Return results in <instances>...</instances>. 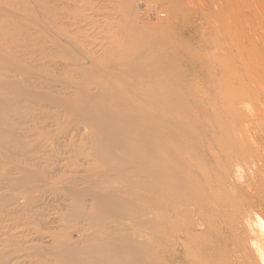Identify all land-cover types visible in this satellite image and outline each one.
Wrapping results in <instances>:
<instances>
[{"label": "bare ground", "instance_id": "bare-ground-1", "mask_svg": "<svg viewBox=\"0 0 264 264\" xmlns=\"http://www.w3.org/2000/svg\"><path fill=\"white\" fill-rule=\"evenodd\" d=\"M187 1L157 0V4H151L152 1L149 3L147 0H124L122 9L131 12L129 17H134L136 10L144 21L156 24L160 17L172 21L173 18H187L199 13L192 8V4L188 6ZM212 4L216 18H238V9L232 0H212ZM251 11L254 16L264 17V6ZM132 30L134 28L131 34L134 32ZM153 31L148 29L144 35L148 33L147 36H150ZM2 40L6 41V38L0 34ZM155 41L151 53L157 56V39ZM259 41L264 44L262 31ZM247 43L254 46L249 36L243 43L239 41L232 46L242 51ZM124 46L127 47L126 43ZM4 48V42L0 43V51ZM233 50L229 48L223 52L227 56ZM123 58L119 63L127 66V72L119 71L106 76L105 72L104 75H95L98 66L93 69L95 64L92 66L90 62L95 78H106L95 81L91 74L89 86L95 81L97 94H92L89 86L83 89L80 86L79 93L76 85L73 89L76 98L56 102L64 111L79 117L75 127L80 126V132H83L80 141L75 142L73 137L68 139L64 147H69L72 154L68 167L78 169L79 164L75 165V162L86 165L83 177L68 179L71 188L62 189V194L50 193L51 196L39 191L46 184L42 179L44 170L31 169L27 162L11 167L13 177L20 176L19 181L10 183L12 178L8 180L0 177V190L7 187L12 190L11 193L27 192L33 186L30 191L36 200L8 203L5 209L10 212L34 210L39 217L38 208L51 201L66 200L67 204H71L66 213L57 214L53 220L60 229L56 236L58 254L34 256L31 259L18 256L13 264H157V71L153 72L146 66L145 53L136 57L135 63L126 56ZM0 60L4 62L0 81L7 83V88H13L14 83H20L28 77L30 71L17 79V67L2 58L1 52ZM243 61L238 65L236 60L230 59L225 64L217 65L221 72L231 71L237 76L231 79L229 86L242 84L239 70L245 68ZM19 66L23 67L21 62ZM250 67L255 68L254 64ZM44 78L46 84L49 79ZM172 86L173 94H179L184 83L180 84V79H177ZM243 92L245 95L250 94L245 99L255 110L248 113L240 107L241 98H227L223 106L219 105L210 112L208 122L217 123L205 131L202 141L196 140L198 143L192 149L176 153L177 166L172 172L174 188L170 193L173 218L170 230L173 256L170 264H264L263 100L258 90L245 88ZM40 93L43 100L48 101V97L44 98L46 93ZM35 94L40 96L37 91ZM251 94L257 97H250ZM56 95L49 99H58L56 97L59 95ZM175 96L171 106L173 112L178 113L182 110V104L178 101L179 96ZM39 98L35 101H39ZM42 98L41 103L44 102ZM52 104L55 106L54 102ZM57 116L61 118L59 114ZM249 120L251 126L244 130L243 126ZM175 126L179 127L180 124ZM37 131V136L43 139L44 132ZM194 138L197 139L196 136ZM60 140L58 138L46 143L41 140L39 146L43 151L55 155L63 145L60 146ZM36 205L39 206L34 209ZM22 216H25V223L16 226L19 238L33 235L32 229L38 230L31 227L32 223L38 222L37 219V222L34 221L28 214Z\"/></svg>", "mask_w": 264, "mask_h": 264}, {"label": "rangeland", "instance_id": "rangeland-1", "mask_svg": "<svg viewBox=\"0 0 264 264\" xmlns=\"http://www.w3.org/2000/svg\"><path fill=\"white\" fill-rule=\"evenodd\" d=\"M147 1L157 4V0ZM232 1L237 6L238 18L235 16L232 19L216 18L212 0H188V6L192 4V8L199 13L187 18H173L172 21L160 17L157 18L158 24H154L144 21L136 10L135 16L129 17L128 14L131 12L122 9L124 0H0V34L6 38V41H0L1 44L3 42L5 44L4 50L0 51L1 56L17 67L19 73L17 79L30 71L25 80L14 83L11 89L7 88V83L0 81V177L8 180L12 178L10 183L19 181L20 176L13 177L11 167L27 162L31 169L45 172L42 179L46 184L39 190L42 193L51 196L50 193L62 194L64 193L62 189H70L67 180L83 177L86 165L75 162V165L79 164L78 169L68 167L67 163H70L69 157L72 154L69 147L65 148L64 145L73 137L75 142H79L83 132H80L82 131L80 126L75 127L79 117L70 111H64L56 102L60 99L76 98L73 89L78 85L76 91L78 89L80 93V86L82 89L88 87L92 80L91 74L95 81H99L106 78L100 76L95 78V75L107 73L106 76L119 71L126 73L127 66L119 61L126 56L130 58L129 61L133 59L132 62L135 63L136 57L145 53L146 66L153 72L157 71V264H170L173 256L170 241L173 221L170 193L174 188L172 172L177 166L175 164L177 151L186 152L187 148L192 149L194 145L196 146L198 143L196 140L202 141L205 131L217 123L208 122V117L211 118L210 112L219 105L223 106L227 98H241L242 110L248 113L255 110L249 100L245 99L250 95L244 94L245 88L258 90L264 110V44L259 41V34L261 31L264 32V17L254 16L251 11L253 8L264 6V0ZM158 3L163 4L161 1ZM129 27L134 28L132 31L135 33L131 34ZM148 29L154 30L150 36H147L148 33L144 35ZM138 33L142 38L137 35ZM248 36L253 40L254 46L247 43L242 51L232 46L239 41L243 43ZM156 39L157 56H154L151 51ZM125 43L127 47L124 46ZM229 48L234 50L229 51V55L226 56L223 51ZM241 54L243 56H240ZM230 59L236 60L238 65L241 64L240 61L246 64L245 70H239L242 84L229 86L231 79L237 76L231 71L221 72L217 66L227 63ZM19 62L23 67L19 66ZM90 62L92 66L94 64L96 66L92 67ZM105 64L107 65L104 66ZM252 64L255 68L250 67ZM2 66L4 62L0 60V73L4 70L1 69ZM90 66L93 69L98 66L95 75ZM44 77L46 80L49 79L46 84ZM177 79H180V84L184 83V87L180 88L181 93H176L182 110L174 113L171 104L175 102L176 94H173L172 85ZM95 81L89 86L92 94H97ZM36 91L40 96L35 94ZM40 92L46 93L44 98L48 97L46 98L48 101L43 100ZM56 93L59 96L56 97L58 99L54 98V101L52 95L55 97ZM36 97H40L39 101H35L38 100ZM250 97L257 96L251 94ZM41 98L44 104L41 103ZM58 114L61 116L60 119ZM178 124L181 129L175 126ZM250 126L251 120L243 129ZM34 130L44 132V138L40 139ZM58 138L61 139L60 146L63 145L55 155L43 151L39 146L41 140L46 143ZM9 154L11 155L6 156ZM2 186H5L4 182ZM32 188L33 186L27 192L17 193H11L12 190L7 187L0 190V264H13L18 256L31 259L34 256L58 254L56 236L60 229L53 220L57 214L66 213L71 205L67 204L68 201L58 199L39 207L40 211H37L39 217L35 215L34 210L13 213L5 209L6 205L13 201L36 200L30 191ZM37 206L39 205L34 209ZM22 214L31 215L34 221L37 219L38 222L31 225L38 229L37 232L32 229L34 236L18 237L19 230L16 226L25 223L23 219L25 216Z\"/></svg>", "mask_w": 264, "mask_h": 264}]
</instances>
